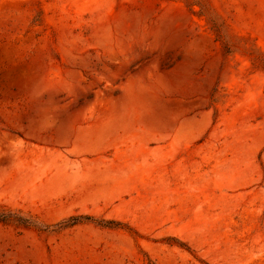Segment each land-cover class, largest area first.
<instances>
[{
  "label": "rangeland",
  "instance_id": "1",
  "mask_svg": "<svg viewBox=\"0 0 264 264\" xmlns=\"http://www.w3.org/2000/svg\"><path fill=\"white\" fill-rule=\"evenodd\" d=\"M0 264H264V0H0Z\"/></svg>",
  "mask_w": 264,
  "mask_h": 264
}]
</instances>
